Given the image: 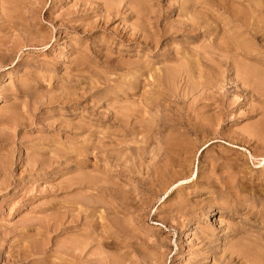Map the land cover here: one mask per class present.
I'll return each instance as SVG.
<instances>
[{"label":"rangeland","instance_id":"obj_1","mask_svg":"<svg viewBox=\"0 0 264 264\" xmlns=\"http://www.w3.org/2000/svg\"><path fill=\"white\" fill-rule=\"evenodd\" d=\"M206 2L0 0V264L79 207L90 245L67 264H264V0ZM229 191L247 207L225 210ZM80 222L46 236L49 263Z\"/></svg>","mask_w":264,"mask_h":264},{"label":"bare ground","instance_id":"obj_2","mask_svg":"<svg viewBox=\"0 0 264 264\" xmlns=\"http://www.w3.org/2000/svg\"><path fill=\"white\" fill-rule=\"evenodd\" d=\"M101 1V0H100ZM105 1V0H104ZM110 1V0H109ZM113 1V0H112ZM6 2H8V1H6ZM91 2V1H90ZM207 2H208V0H207ZM206 2V3H207ZM119 3V2H118ZM159 3V2H158ZM193 3V2H192ZM205 3V2H204ZM203 3V4H204ZM254 3V2H253ZM116 4V3H115ZM180 4V3H179ZM192 5V4H191ZM191 5H190V7H191ZM206 5V4H205ZM247 5V4H246ZM195 6V5H194ZM194 6H192V8H194ZM247 6H249L250 7V5H247ZM252 6V5H251ZM114 7V6H113ZM128 7V6H127ZM208 7V6H207ZM210 8V7H209ZM125 9H127V8H125ZM204 9H205V7H204ZM189 10V9H188ZM206 10V9H205ZM208 10V9H207ZM191 11V13L193 14V11H194V13H196L195 12V9L194 10H190ZM253 11V10H252ZM128 12V11H127ZM131 12V11H130ZM145 12V11H144ZM188 12V11H187ZM206 12V11H205ZM187 14H190V13H187ZM199 14V13H198ZM197 14V15H198ZM195 16H196V14H194ZM201 15V14H200ZM204 15H205V13H204ZM136 16V15H135ZM189 16V15H188ZM207 16V15H206ZM206 16H204L203 17V15L201 16L202 18H206ZM209 16V15H208ZM207 16V17H208ZM245 16H246V14H245ZM244 16V17H245ZM256 16V15H255ZM254 16V17H255ZM190 17V16H189ZM247 17V16H246ZM194 17H193V15H192V17H191V20L193 19ZM189 19V18H188ZM188 19H185V21H186V23H187V20ZM198 19V18H197ZM196 19V22L198 21ZM200 19V18H199ZM207 19V18H206ZM206 19H204V21L206 20ZM251 19V18H250ZM189 21V20H188ZM199 21H201V20H199ZM207 21H208V19H207ZM232 21V20H231ZM240 21V20H239ZM248 21V20H247ZM203 22V21H202ZM202 22H200V23H202ZM229 22V21H228ZM12 23V22H11ZM185 23V22H184ZM189 23V22H188ZM187 23V24H188ZM191 23V22H190ZM194 23H195V21H194ZM198 23V22H197ZM199 23V24H200ZM206 23H208V22H206ZM247 23V22H246ZM192 24V23H191ZM210 24V23H209ZM229 24H231L230 22H229ZM229 24H227L225 27H229ZM190 25V24H189ZM240 25V24H239ZM192 26V25H191ZM200 26V25H199ZM202 26L204 27V24H202ZM209 27H210V25H208ZM237 26V24H235V27ZM245 26V24L242 26V29H243V27ZM248 26H250V25H248ZM248 26H246V27H248ZM195 27H197V24H196V26ZM241 27V26H240ZM245 27V28H246ZM187 27H185V29H186ZM200 28V27H199ZM202 28V27H201ZM200 28V30H202ZM213 28V27H212ZM233 29H234V26L232 27ZM231 28V30L233 31V29ZM256 28V27H255ZM183 29V28H182ZM193 29H195V28H193ZM198 29V28H197ZM215 29V28H214ZM229 29H230V27H229ZM239 31L241 30V29H239V27L237 28ZM249 30H250V28H248ZM247 29V30H248ZM205 30V29H204ZM234 30H236V29H234ZM238 30H236V31H238ZM246 32H247V30L246 29H244ZM145 31V30H144ZM143 31V32H144ZM190 31V30H189ZM189 31L187 30L186 32H188L189 33ZM193 31V30H192ZM210 31H211V29H210ZM229 31V30H228ZM231 31V32H232ZM244 31V32H245ZM146 32V31H145ZM164 32V31H163ZM179 32H180V30H179ZM186 32H184V33H186ZM204 32V31H203ZM230 32V31H229ZM242 32V31H241ZM251 32H252V30H251ZM165 33V32H164ZM191 33V32H190ZM212 33V32H211ZM210 33V34H211ZM239 33V32H238ZM237 33V34H238ZM243 33V32H242ZM249 33V32H248ZM253 33V32H252ZM252 33H250V34H252ZM167 34V33H166ZM213 34V33H212ZM232 34H235V33H232ZM245 34V33H244ZM244 34H243V37H244ZM136 35H138V33L136 34ZM144 35H145V33H144ZM170 35V34H169ZM208 35H209V32H208ZM217 35V34H216ZM240 34H238L237 36H239ZM259 35V34H258ZM135 36V35H134ZM133 36V37H134ZM235 37V36H232L231 35V38L226 42V44H222V45H224L223 47H226V51H227V62H228V65H230V67L231 66H233V65H235V66H233V68L231 69V71H233V75H235L236 77L234 78L235 80H234V83H236L235 85H237V83H238V85H237V87H239V86H243V84H244V76L245 77H250V73H249V71H246L247 70V68L245 69V68H238L237 69V65H238V63L237 62H241L240 60H236V59H242V58H240V57H245V55L247 56V55H249L247 52L249 51V49L247 48V47H245V43L241 40V41H239L240 39H239V37ZM246 34H245V37L244 38H246ZM138 37V36H137ZM209 37H210V35H209ZM136 38V37H135ZM141 38H143V34H142V37ZM216 38V37H215ZM215 38H213V39H215ZM241 38H242V36H241ZM128 39V38H127ZM139 39V38H138ZM145 39H146V37H145ZM144 39V40H145ZM149 39V38H148ZM235 39V40H234ZM243 39V38H242ZM136 40V39H135ZM154 41V40H153ZM214 41V40H213ZM216 41V40H215ZM218 41V40H217ZM219 42H221V41H219ZM225 42V41H224ZM144 43V42H143ZM151 43V42H150ZM142 44V43H141ZM145 44V43H144ZM152 44V43H151ZM213 42H211V44L209 43V45L210 46H212V48H214L216 45H214V47H213ZM221 44V43H220ZM219 44V45H220ZM218 45V46H219ZM226 45V46H225ZM217 46V47H218ZM216 47V48H217ZM221 47V46H220ZM207 49H208V47H206ZM205 48V49H206ZM215 49V48H214ZM222 49V48H221ZM247 49V50H246ZM203 50V49H202ZM217 50H219V49H217ZM225 50V49H224ZM207 51H212L211 50V47H210V50H207ZM207 51H206V54H205V56L208 54L207 53ZM214 52L216 51V50H213ZM220 51V50H219ZM223 50H221L220 52H222ZM200 52H201V50H200ZM199 53V52H198ZM212 53V52H211ZM218 53V52H217ZM222 53H224V52H222ZM250 53V52H249ZM225 54V53H224ZM209 55V54H208ZM226 55V54H225ZM198 56V55H197ZM203 56V55H202ZM201 56V58H204V57H202ZM215 56V55H214ZM193 57V56H192ZM192 57H190L191 59L190 60H192V59H194V58H192ZM200 57V56H199ZM207 57H209V56H206V59H207ZM216 57V56H215ZM198 58V57H197ZM197 58H195L196 60H197ZM185 59V58H184ZM187 59V58H186ZM189 59V58H188ZM205 59V58H204ZM205 59V60H206ZM209 59V58H208ZM207 59V60H208ZM220 59V58H219ZM201 60V59H200ZM181 61V60H180ZM186 61H189V60H186ZM193 61H195V60H193ZM197 62H198V60H197ZM201 62V61H200ZM203 62V61H202ZM208 62V61H207ZM206 62V63H207ZM210 62V61H209ZM208 62V63H209ZM184 63V62H183ZM190 63V62H189ZM211 63V62H210ZM221 63V62H220ZM185 64H186V62H185ZM184 64V65H185ZM194 63H192V65H193ZM205 64V63H204ZM237 64V65H236ZM187 65V64H186ZM189 65H191V64H189ZM188 65V66H189ZM253 65V64H252ZM188 66H186L187 67V70H185L186 68H184L183 69V66H182V68H179L180 69V71H182V72H184L183 70H185V71H188V72H190V71H194V70H191V68L194 66H191V68L188 70ZM200 66V65H199ZM227 66V65H226ZM240 66H242V65H240ZM190 67V66H189ZM229 67V66H228ZM229 67V68H230ZM196 68V67H195ZM194 68V69H195ZM216 68V67H215ZM257 68V67H256ZM181 69H183V70H181ZM193 69V68H192ZM197 69H200V68H197ZM228 69V68H227ZM226 70V69H225ZM251 70V69H250ZM180 71H179V75H180ZM166 72V71H165ZM200 72H202V70L200 71ZM167 74H168V72H166ZM178 73V72H177ZM139 74V73H138ZM186 76H192V74H190V75H187L186 74V72L184 73ZM183 73H182V75H184ZM203 74V73H202ZM205 74V73H204ZM224 74H225V72H224ZM223 74V75H224ZM166 75V74H165ZM164 75V76H165ZM253 75V74H252ZM135 76V75H134ZM172 76V75H171ZM185 76V77H186ZM195 76V75H194ZM227 76V75H226ZM149 77V76H148ZM170 77V76H169ZM169 77H168V79H169ZM177 77V76H176ZM175 77V78H176ZM182 77H184V76H181L180 77V79H182ZM205 77V76H204ZM133 78V77H132ZM160 78H164L163 77V74H162V77H160ZM172 78H173V76H172ZM171 78V79H172ZM187 78V77H186ZM186 78H183L182 80H185L184 81V83H186L187 85H189V81H190V78H189V80H188V78L186 79ZM208 78V77H207ZM191 79H192V77H191ZM214 79V78H213ZM219 79H221V78H219ZM164 80V79H163ZM175 80V79H174ZM199 80V79H198ZM212 80V79H211ZM160 81V80H159ZM176 81V80H175ZM191 81H193V80H191ZM206 81V80H205ZM209 81V80H208ZM220 82V81H219ZM246 82V81H245ZM178 83V82H177ZM183 83V84H184ZM191 83V82H190ZM193 83V82H192ZM191 83V84H192ZM195 83V82H194ZM205 83V82H204ZM208 83V82H207ZM154 84V83H153ZM158 84V83H157ZM179 84V83H178ZM189 85V86H192V88H190V91H192L191 89H193V85ZM196 84V83H195ZM201 84V83H200ZM206 84V83H205ZM186 85V86H187ZM202 85V84H201ZM207 85H209V84H207ZM210 86V85H209ZM197 85H196V88L195 89H197ZM214 87V86H213ZM169 88V87H168ZM243 88V87H242ZM167 89V88H166ZM175 89H176V87H175ZM187 90H188V88H186ZM194 90V89H193ZM205 90H207V89H205ZM246 90V89H245ZM170 91V90H169ZM189 91V90H188ZM195 91V90H194ZM210 93L212 92V91H209ZM185 93V92H184ZM202 93H204V91L202 92ZM207 93H208V91H207ZM146 94V93H145ZM184 95V94H183ZM212 95V94H211ZM186 96V95H185ZM167 97V96H166ZM191 97V96H190ZM209 98V97H208ZM197 99V98H196ZM202 99H205L204 97L202 98ZM218 99V98H217ZM136 100V99H135ZM146 100H148V99H146ZM201 100V99H200ZM220 100V99H219ZM219 102V101H218ZM209 108V107H208ZM196 112V111H195ZM193 113V112H192ZM191 113V114H192ZM195 115V114H194ZM128 116V115H127ZM193 116V115H192ZM197 116H198V114H197ZM228 116V115H227ZM188 117H190V116H188ZM116 118V117H115ZM114 118V119H115ZM127 118V117H126ZM150 118V117H149ZM191 118V117H190ZM193 118V117H192ZM195 119H196V117H195ZM118 120V119H117ZM116 121V120H115ZM120 121V120H119ZM126 121V120H125ZM120 122H122V121H120ZM191 122V121H190ZM217 122V121H216ZM182 123H183V121H182ZM187 123V122H186ZM122 124V123H121ZM190 125H191V123H189ZM118 125V124H117ZM123 126V128H125L124 127V125H122ZM126 126H128V125H126ZM193 126H195V125H193ZM210 126V125H209ZM193 128V127H192ZM196 128V127H195ZM192 130V129H191ZM190 130V131H191ZM189 131V132H190ZM198 131V130H197ZM214 131V130H213ZM203 132V131H202ZM201 132V133H202ZM187 133V132H186ZM191 133V132H190ZM207 133V132H206ZM250 135H252V134H250ZM250 137V136H249ZM263 141V140H262ZM187 145H189V144H187ZM193 146V145H192ZM186 149V148H185ZM189 149V148H188ZM56 156V155H55ZM160 156V157H159ZM158 157H159V159H158V161L161 159V157H162V155H159ZM57 158V157H56ZM135 158V157H134ZM67 159H68V157H67ZM70 159V158H69ZM156 159V158H155ZM157 160V159H156ZM67 161V160H66ZM140 161V160H139ZM152 161H154L153 159H152ZM263 161H264V159H263ZM139 164H141V163H139ZM143 164V163H142ZM206 164V163H205ZM138 165V164H137ZM146 165V164H145ZM142 166V165H141ZM173 166V165H172ZM138 167V166H137ZM174 167V166H173ZM138 168H140V167H138ZM172 168V167H171ZM141 169V168H140ZM136 170V169H135ZM135 170H133L134 172H135ZM173 170V169H172ZM146 171V170H145ZM154 173L156 172V170H154L153 171ZM159 172V171H158ZM157 172V174H158V176H155V178H157L156 180H151L150 182H155V181H158L160 178H159V173ZM165 172V171H164ZM153 173V175H157L156 173L154 174ZM165 174V173H164ZM137 175V174H136ZM173 176V175H172ZM140 177V176H139ZM235 180V179H234ZM163 181V180H162ZM253 181V180H252ZM140 183V182H139ZM156 183V182H155ZM209 183V182H208ZM227 183V182H226ZM159 184V183H158ZM162 184V183H161ZM160 184V185H161ZM229 184V183H228ZM233 184V183H232ZM239 184V183H238ZM90 185V184H89ZM152 185V184H151ZM227 185V184H226ZM239 185H241V184H239ZM242 185H244V184H242ZM252 185V184H251ZM258 187H259V185L258 184H256ZM255 185V186H256ZM264 185V184H263ZM234 186V185H233ZM213 187V186H212ZM240 188L242 187V186H239ZM253 187V186H252ZM252 187H250V188H252ZM256 188V187H255ZM227 189V188H226ZM231 189V188H230ZM253 189V188H252ZM251 189V190H252ZM250 190V191H251ZM237 193V192H236ZM234 194V193H232V192H227L226 194H225V198L224 199H226L225 200V210L227 209H229L230 207H231V209H232V207L233 208H236V207H238V206H243V205H245L244 203H246V202H244L245 201V199L244 198H241V197H243V195L240 197L239 196V194L237 195V194ZM251 193V192H250ZM258 194V193H257ZM250 195V194H249ZM252 195V194H251ZM258 196V195H257ZM245 197V196H244ZM260 197V196H259ZM248 198V197H247ZM261 198V197H260ZM259 198V199H260ZM262 199V198H261ZM247 200V199H246ZM249 200V199H248ZM264 200V199H263ZM257 201V200H256ZM85 202V201H84ZM215 202V201H214ZM254 202V201H253ZM255 203H257V202H255ZM262 203H264V202H262ZM74 204V203H73ZM150 204V203H149ZM255 205V204H254ZM246 206V205H245ZM252 206H253V204H252ZM258 206V205H257ZM261 206V205H260ZM262 206H264V205H262ZM247 207V206H246ZM249 207H251L250 205H249ZM254 207V206H253ZM239 208V207H238ZM237 208V209H238ZM241 208V207H240ZM78 209V208H77ZM82 209V207H79V211ZM244 209V208H243ZM251 209V208H250ZM252 209H254V208H252ZM257 209V208H256ZM262 210V209H261ZM264 210V209H263ZM262 210V211H263ZM59 211V210H58ZM79 211H77L78 213H76V215H73L72 213V216H69L67 213H61V214H59V217H57L58 219L55 221L53 218H52V220H46L47 222L43 225V226H41L40 225V227L39 228H37V229H39V230H37V231H39L40 233L38 234V232H37V235H39V236H42L43 238H45L47 241L49 240V239H47L50 235H52V234H54V233H57L58 232V235L59 234H61V233H65L68 229H70V228H72V226H67V225H69L70 223H77V221H81L80 222V224H76L77 226L75 227L74 225V227H75V229L76 230H73V232H75V233H73L71 236H69V237H67L66 238V240H64L65 242H63V243H61L62 245L60 246V244H59V247L57 246V249H59V250H57V251H54V252H57L58 253V257H59V259H60V261H59V263L58 264H60V262L62 261V264H67V263H65V260H71L72 259V262L73 261H76V260H79V261H81L82 259H83V257H84V252H86V250H87V248H88V246L90 245V243L89 242H87V239H85V235L84 234H82L83 233V231L81 232L80 230H79V227L81 228L82 227V221H84V217H82L81 216V212L79 213ZM230 211V210H229ZM238 211H239V209H238ZM256 211V210H255ZM261 211V212H262ZM226 212V211H225ZM260 212V213H261ZM259 213V212H258ZM263 213V212H262ZM264 215V214H263ZM51 217V216H50ZM50 217H49V219H50ZM53 217H54V215H53ZM70 217H72V220L71 221H69L68 222V224H67V220H69L70 219ZM84 218V219H83ZM36 220V219H35ZM221 220V219H220ZM33 221H34V219H33ZM32 221V222H33ZM37 221V220H36ZM54 221V222H53ZM250 221V220H249ZM29 222V221H28ZM39 222V221H38ZM44 222V221H43ZM101 222V221H100ZM247 222H248V220H247ZM27 223V222H26ZM52 223V224H51ZM249 223V222H248ZM32 224V223H31ZM250 224H251V222H250ZM253 224H254V222H253ZM24 225V224H23ZM255 225V224H254ZM251 226H252V224H251ZM256 227V226H255ZM34 229V228H33ZM78 229V230H77ZM222 231H223V229H222ZM225 231H227V232H225V234L223 235L224 237H234L235 235H236V233H240V229L239 228H233L232 226H229V228L228 229H226ZM8 232V231H7ZM214 230L213 231H210V232H204L203 231V233H202V231H201V233L202 234H206L207 236H211V237H216V235L217 234H214ZM200 233V234H201ZM57 235V234H56ZM22 236V235H21ZM46 236H47V238H46ZM247 236V235H246ZM41 237V238H42ZM249 237V236H248ZM30 238V237H29ZM222 238V237H221ZM251 238H252V236H251ZM32 239V238H31ZM45 239H41L42 241H45ZM29 240V239H28ZM40 241V240H39ZM46 241V242H47ZM204 241V240H203ZM201 242V243H198V244H200V245H203L204 244V242ZM37 242V240L35 241V242H32V241H30L29 240V242H27L26 241V243H24V245L25 246H21V247H18V248H16V251H13L12 253H14L13 255H12V253H11V255L14 257V258H16V259H14L17 263H15V264H29V263H31V264H35L34 263V261H37L38 262V264H51V263H49V258L51 257V256H46V252L48 251L47 250V248L49 247H47V244L49 243H47L46 244V242H44L43 244H40V245H42V246H39V245H37L38 243H36ZM190 242V241H189ZM209 242V241H208ZM41 243V242H40ZM58 243V242H57ZM22 244V243H21ZM50 244V243H49ZM48 244V245H49ZM209 244H212V242H210ZM56 245V244H55ZM15 248V247H14ZM238 248H239V246H238ZM12 249H13V247H12ZM15 250V249H14ZM106 250V249H105ZM51 251V250H50ZM153 252V251H152ZM151 252V253H152ZM241 252V251H240ZM243 252H245V251H243ZM239 253V252H238ZM9 254V253H8ZM49 254V253H48ZM232 254V255H231ZM233 254H235V253H230V256H233ZM94 255V254H93ZM148 255V254H147ZM156 255V254H155ZM154 255V257H158V255L157 256H155ZM239 255V254H238ZM10 256V255H9ZM149 256V255H148ZM151 257H152V259L151 260H153V256H152V254L150 255ZM150 256H149V258H150ZM228 256V255H227ZM237 256V255H236ZM7 257V256H6ZM12 257V258H13ZM38 257H41V258H38ZM86 257V256H85ZM98 257V256H97ZM30 259L31 260H33V261H30ZM85 259V258H84ZM87 259V258H86ZM159 259V258H158ZM147 260V261H146ZM145 260V258L144 259H142V261H141V264H155L156 262H152V261H148V259H146ZM155 260V259H154ZM230 260V259H229ZM3 261H5V260H3ZM10 261V260H9ZM9 261H7L8 263H9ZM14 261V262H15ZM84 261V260H83ZM157 261V260H156ZM160 261V260H159ZM158 261V262H159ZM69 262V261H68ZM152 262V263H151ZM157 262V263H158ZM7 263V264H8ZM70 263H71V261H70ZM11 264V263H10ZM55 264H57L56 262H55ZM80 264H82V262L80 263Z\"/></svg>","mask_w":264,"mask_h":264}]
</instances>
